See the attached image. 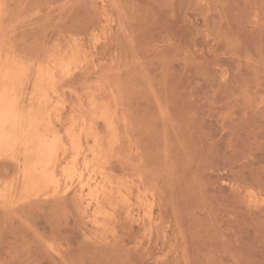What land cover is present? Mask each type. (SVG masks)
I'll use <instances>...</instances> for the list:
<instances>
[{
    "label": "rangeland",
    "instance_id": "rangeland-1",
    "mask_svg": "<svg viewBox=\"0 0 264 264\" xmlns=\"http://www.w3.org/2000/svg\"><path fill=\"white\" fill-rule=\"evenodd\" d=\"M0 5V69L81 148L78 179L0 154V264H264V0Z\"/></svg>",
    "mask_w": 264,
    "mask_h": 264
},
{
    "label": "bare ground",
    "instance_id": "bare-ground-1",
    "mask_svg": "<svg viewBox=\"0 0 264 264\" xmlns=\"http://www.w3.org/2000/svg\"><path fill=\"white\" fill-rule=\"evenodd\" d=\"M66 65L63 61L55 60L51 68L58 71V69L66 68ZM19 77L5 68L0 69V154L9 155L8 152L13 151L14 148H24L26 158L31 159L30 161L26 160L27 163H24L26 166L24 179L30 177V167L42 169L48 166V172L54 177L59 171L60 165L65 163L67 164L62 167L63 173L67 174L66 176L70 179L80 178L81 172L77 170V164L81 159L79 142L73 141L70 149L72 154L71 159L63 163L61 135H59L58 131L51 130L52 127L49 125L48 118L42 111L46 108L41 98L42 95L39 93L40 90H36L35 95L32 93L33 96L29 97L39 102L41 110H36L35 106L26 109L25 96L19 88L22 86L18 84ZM22 79L26 81L30 80L35 89L42 85L40 73L33 74L29 69L24 73ZM94 173L101 179L100 183L97 184V187L101 190L98 191V197L95 199V203H97L95 216H107V204L112 205V207L117 206L114 201H110L112 190L115 186L109 178H106L107 176H105L102 170L96 169ZM6 184L5 187L7 186ZM11 186L13 187V185ZM2 192H0L1 196L2 194L6 195L8 191L6 190V193Z\"/></svg>",
    "mask_w": 264,
    "mask_h": 264
}]
</instances>
